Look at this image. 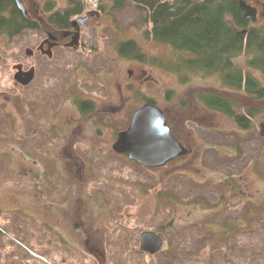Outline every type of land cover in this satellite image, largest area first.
I'll return each mask as SVG.
<instances>
[{"label":"rangeland","instance_id":"374dc122","mask_svg":"<svg viewBox=\"0 0 264 264\" xmlns=\"http://www.w3.org/2000/svg\"><path fill=\"white\" fill-rule=\"evenodd\" d=\"M84 1L86 12L100 0L97 7ZM243 1L257 11L249 24L264 30V0ZM22 2L37 27L0 38V263L264 264V100L249 98L244 84L226 87L216 74L170 71L179 63L175 51L142 35L129 2L98 21L72 18L84 28L81 44L55 45L58 57L35 54L54 25L45 5L68 7L66 0ZM128 39L140 48L136 58L129 48L117 51ZM246 61L236 60L243 75L259 78ZM23 63L36 71H18L19 82ZM207 93L230 98L237 115L246 112L244 126L206 109L199 97ZM77 96L92 99L81 102L83 113L65 102ZM147 101L185 149L155 168L112 147ZM231 177L240 196L226 192L222 180ZM87 195L102 209H92ZM228 221L232 233L221 239ZM147 232L159 236L158 250L141 249Z\"/></svg>","mask_w":264,"mask_h":264},{"label":"trees","instance_id":"16d2710c","mask_svg":"<svg viewBox=\"0 0 264 264\" xmlns=\"http://www.w3.org/2000/svg\"><path fill=\"white\" fill-rule=\"evenodd\" d=\"M239 1L100 0L96 11L102 15L110 14V11L124 9L129 2L141 15L140 23L144 27L142 35L150 36L153 41L165 44L175 51L179 63L177 66L168 67L170 71L173 72L176 68L178 75L216 74L226 87L240 91L241 84H244L245 94L258 102L264 100V30L251 26L243 18ZM66 3L67 9L54 11L49 15V23L65 25L72 18L83 15L86 10L84 0H66ZM44 8L46 11L57 10L52 2L47 3ZM36 27L34 21L25 18L16 0H0V38L14 37L24 33L25 29ZM116 48L119 53H126L128 48L131 49L130 53L135 55V58L140 53V48L132 39L120 41ZM242 55L247 57V67L258 71L259 78L252 76L249 71L243 75L242 68L236 64V60ZM199 100L206 109L220 112L228 118L232 117L239 125L244 126L246 112L241 115L235 114V105L230 98L207 93L201 95ZM82 108L79 107L80 113L84 111ZM247 115L252 118L255 113L251 109L247 110ZM53 128L56 129L55 124ZM60 135L61 133L59 134L61 139L64 134ZM6 153L8 156L13 154L7 151ZM230 179L222 180L226 192L240 196L241 189L232 181V177ZM84 199L86 203L92 205V209L101 208L95 203L94 198H88L87 195ZM226 200V196L222 197L220 205ZM192 206L197 207L196 203ZM210 209L214 211L213 207ZM231 225L228 221L219 229L221 239L222 236L224 238L232 233ZM8 257L10 258V253ZM12 259H6V263L11 264Z\"/></svg>","mask_w":264,"mask_h":264},{"label":"water","instance_id":"95a60500","mask_svg":"<svg viewBox=\"0 0 264 264\" xmlns=\"http://www.w3.org/2000/svg\"><path fill=\"white\" fill-rule=\"evenodd\" d=\"M16 1L19 9L26 15L22 1ZM239 9L243 11V18L246 21H256L257 11L243 0L239 1ZM88 18L86 14L83 19L78 18L77 21L83 22ZM132 114L128 127L117 134L118 138L112 146L116 152L127 153L131 160L150 168L163 165L185 153L171 134L164 113L154 103L143 104ZM140 245L141 249L153 252L161 246V240L159 236L147 232L140 236Z\"/></svg>","mask_w":264,"mask_h":264},{"label":"flooded vegetation","instance_id":"af4514ba","mask_svg":"<svg viewBox=\"0 0 264 264\" xmlns=\"http://www.w3.org/2000/svg\"><path fill=\"white\" fill-rule=\"evenodd\" d=\"M86 14H88V20H86V21H83V23L84 22H86V23H88V22H90L91 20H95V21H98V20H100L99 18L101 17H103L102 16V14L100 13V12H98V11H96V10H93V11H86L85 12V14H84V16L86 15ZM29 16H28V19H31L32 21H36L33 17H31V15L30 14H28ZM101 15V16H100ZM80 17H83V16H80ZM79 17V18H80ZM73 24L72 23H66L65 25H59V23L58 24H54V25H50V28H48V30L46 31L47 33H49V38H44L42 41H40V43L38 44V45H36V52H35V54H38V53H43L44 52V50L46 51V53L47 54H52L50 57H58L57 55H56V53L57 52H59L60 54L62 53L61 51H58L57 50V48H56V46L57 47H59L58 45L59 44H62V45H67V46H71V47H73V45H72V43L71 42H69V40H73L74 41V43L76 44V42H78L79 41V43L81 44V35L83 34V30H84V28L83 29H80V28H78V27H73L72 26ZM84 27V26H83ZM86 29V28H85ZM77 31V32H76ZM72 33H75L74 34V36H73V38H71L68 34H72ZM54 35L55 37H53V36H51V35ZM51 37V38H50ZM63 37V38H62ZM80 39V40H79ZM83 42V41H82ZM56 45V46H55ZM48 47H52V49L51 50H48L47 51V49H48ZM54 49H56V50H54ZM70 50V49H69ZM74 50V49H73ZM75 52H76V50H74ZM30 53H33L31 50L29 51ZM64 52V51H63ZM45 53V52H44ZM34 54V53H33ZM31 67H33V69L34 70H32L33 71V73H35V71H36V66H35V64H27V65H25L24 63H23V66L21 67V66H16V72H15V75H16V77H18V81L20 82V80H22L23 78H22V76H20V75H18V71L19 72H21V71H24L25 72V74H26V72H30V68ZM27 75V74H26ZM30 75V74H29ZM20 76V77H19ZM139 83H141V81L139 82ZM29 84V86L31 87V85H30V82L28 83ZM27 84V85H28ZM66 101H68V102H70V104L71 105H73V107L75 108V110H77V108L79 109V107H82V105H81V102H82V104L83 103H91L92 104V99H89V100H86V101H83V100H81V97L80 96H77L76 98H68V100H65V102ZM149 104H152V103H154V102H148ZM144 104H146V103H144ZM165 120H166V118H165ZM95 122H93V124H94ZM177 141L180 143V140L179 139H177ZM127 155V154H126ZM128 157V156H127Z\"/></svg>","mask_w":264,"mask_h":264},{"label":"crops","instance_id":"0c3cea01","mask_svg":"<svg viewBox=\"0 0 264 264\" xmlns=\"http://www.w3.org/2000/svg\"><path fill=\"white\" fill-rule=\"evenodd\" d=\"M21 1H22V0H21ZM16 3H17V1H16ZM22 3H23V2H22ZM66 4H67V3H66ZM18 8H19V7H18ZM24 8H25V7H24ZM56 9H57V7H56ZM45 11H46V10H45ZM54 11H55V10H52V12H54ZM22 12H23V11H22ZM31 13H32V12H31ZM49 13H50V10H49ZM50 14H51V13H50ZM50 14H49V15H50ZM23 15L25 16V18L28 19V16H29L28 13H26L27 16H26L24 13H23ZM47 24H48V23H47Z\"/></svg>","mask_w":264,"mask_h":264},{"label":"built area","instance_id":"2783aa9c","mask_svg":"<svg viewBox=\"0 0 264 264\" xmlns=\"http://www.w3.org/2000/svg\"><path fill=\"white\" fill-rule=\"evenodd\" d=\"M91 2H92L91 4H92L93 6L97 7V1H96V0H92Z\"/></svg>","mask_w":264,"mask_h":264},{"label":"bare ground","instance_id":"6f19581e","mask_svg":"<svg viewBox=\"0 0 264 264\" xmlns=\"http://www.w3.org/2000/svg\"><path fill=\"white\" fill-rule=\"evenodd\" d=\"M250 6V5H249ZM251 7V6H250ZM251 8H253V7H251ZM169 129H170V127H169ZM171 132V131H170ZM172 134V133H171ZM173 135V134H172ZM173 137H174V135H173ZM175 138V137H174ZM176 139V138H175ZM182 146V145H181ZM183 147V146H182ZM184 149V148H183ZM185 150V149H184ZM127 154V153H126ZM133 161H135V160H133ZM136 163H138L137 161H135ZM138 165H140V166H142L141 164H139L138 163ZM143 167V166H142Z\"/></svg>","mask_w":264,"mask_h":264}]
</instances>
